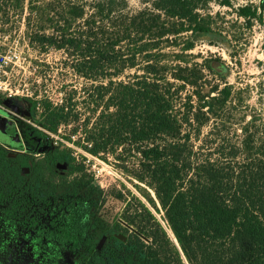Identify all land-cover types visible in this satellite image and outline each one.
Instances as JSON below:
<instances>
[{"label": "trees", "instance_id": "trees-1", "mask_svg": "<svg viewBox=\"0 0 264 264\" xmlns=\"http://www.w3.org/2000/svg\"><path fill=\"white\" fill-rule=\"evenodd\" d=\"M211 1L141 0L131 10L128 0H0V31L26 9L30 46L63 50L85 80L80 101L70 84L61 103L26 97L28 120L56 132L79 119V104L89 109L72 132L80 127L90 151L143 192L165 240L154 246L115 218L92 172L25 121L29 149L10 156L0 144L4 216L51 214L49 232L70 245L76 264H264V126L251 114L237 133L231 87L205 79L206 71L223 79V61L188 52L212 31ZM263 7L235 12L249 21Z\"/></svg>", "mask_w": 264, "mask_h": 264}, {"label": "rangeland", "instance_id": "rangeland-1", "mask_svg": "<svg viewBox=\"0 0 264 264\" xmlns=\"http://www.w3.org/2000/svg\"><path fill=\"white\" fill-rule=\"evenodd\" d=\"M228 1L229 5L219 0L209 3L206 12L211 14L212 31L202 34L196 40L195 47L188 52L195 56L194 61H200L202 57H219L223 61V79L207 71L204 72L205 79L221 86L226 83L231 87L233 100L227 104L232 114L229 121L234 123L239 133V127L251 114H257L264 126V7L258 8L256 17L248 21L237 16L235 8L245 4L259 6L263 0ZM128 5L131 10L142 7L141 0H128ZM25 15L26 9L20 15H12L1 26V48H15L25 58L24 68L14 72L9 79L10 86L18 88L19 94L9 97L0 92L1 122L13 117L21 118L22 113H27L26 93H37L41 97L45 95L56 101L58 93L61 92L62 97L66 95L62 84H70L68 90L75 88L78 91L76 98L80 101L81 87L85 83L70 68V61L63 50L49 48L41 52L30 46ZM91 83L89 81L86 84ZM88 110L83 111V106L79 104V119L71 122L70 128L63 129V132L67 134L79 126L83 112H91ZM22 117L28 120V117ZM227 127L230 130L225 134L226 139L235 140L233 127ZM99 159L108 167L100 176L93 178L94 183L104 190L105 206L115 218L129 229L137 231L150 244L157 246L162 243L165 240L163 228L166 227L160 214L147 202L143 192L134 188L114 166L112 159ZM147 190L154 198L153 192ZM117 191L123 194L122 198L112 195ZM52 219L51 214H36L32 211L12 220L0 211V264H76L70 245L58 241L49 232L53 228Z\"/></svg>", "mask_w": 264, "mask_h": 264}, {"label": "built area", "instance_id": "built-area-1", "mask_svg": "<svg viewBox=\"0 0 264 264\" xmlns=\"http://www.w3.org/2000/svg\"><path fill=\"white\" fill-rule=\"evenodd\" d=\"M25 58L22 56V52L15 48H8L3 50L0 43V92L6 93L7 96L12 97L19 94V89L10 86V76L24 68ZM26 97H30L34 100H40L43 97L48 98L53 104L62 102V94L58 93L56 101L51 100L49 97L43 95L42 97L35 93H26ZM36 108H39L37 103ZM30 124L37 127L44 134V139L50 143V145L63 144L65 147L71 150L74 158L82 162L87 169L91 170L94 177H98L103 173V170L108 167L103 161H100L99 156L93 154L91 150V142L86 140L81 128L75 132L72 129L67 134L63 132V129L70 128L71 122L60 126L56 132L45 129L30 120H27Z\"/></svg>", "mask_w": 264, "mask_h": 264}, {"label": "flooded vegetation", "instance_id": "flooded-vegetation-1", "mask_svg": "<svg viewBox=\"0 0 264 264\" xmlns=\"http://www.w3.org/2000/svg\"><path fill=\"white\" fill-rule=\"evenodd\" d=\"M9 102L11 103V101H9ZM22 114L25 117H26V114L28 115V113H22ZM22 116H21L22 119L19 118V117H17V118L13 117L12 119L9 118V119H7V121H4V122H1V120H0V125L2 127V134L4 136V140L0 139L1 140L0 144H2L8 150V153H9L10 156H13L15 153H21V152H24L27 149H29V148H27L25 146L26 145V141H25V139L23 137V125H22L23 121H25V122H27V121ZM27 123H29V122H27ZM8 128H10V131H8ZM6 218H9V219L13 220L15 218H20V217H15V218L14 217H6ZM106 238H107V236H106Z\"/></svg>", "mask_w": 264, "mask_h": 264}, {"label": "water", "instance_id": "water-1", "mask_svg": "<svg viewBox=\"0 0 264 264\" xmlns=\"http://www.w3.org/2000/svg\"><path fill=\"white\" fill-rule=\"evenodd\" d=\"M26 117H28L27 114H26ZM0 139L1 140H4V136L2 134V127H1V125H0ZM22 172L23 173L28 172V168L27 167H23L22 168ZM117 237L120 238L121 240H124L125 239V237L123 235H121V234L117 235ZM105 239H106V236L105 235L101 236V238L99 239V241H98V243L96 245V249H98V250L101 249L103 243L105 242Z\"/></svg>", "mask_w": 264, "mask_h": 264}]
</instances>
